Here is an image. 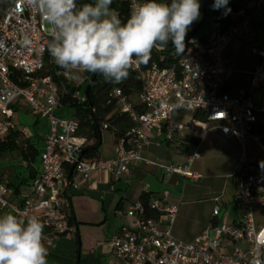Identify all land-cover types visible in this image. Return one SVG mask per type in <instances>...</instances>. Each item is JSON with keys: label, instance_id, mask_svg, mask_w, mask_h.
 <instances>
[{"label": "built area", "instance_id": "built-area-1", "mask_svg": "<svg viewBox=\"0 0 264 264\" xmlns=\"http://www.w3.org/2000/svg\"><path fill=\"white\" fill-rule=\"evenodd\" d=\"M122 1L128 4L129 14L142 2ZM253 1L257 12L264 10V0ZM228 4L241 2L220 1L219 8L232 21L227 28L222 32L220 23L211 17V32L203 36V41L198 38L181 54L176 53L175 65L168 68L153 65L143 71L140 64H133L130 70L142 82L137 97L141 111L120 90H113L109 98L116 101L133 128L116 141L113 159L88 161L79 158L85 140L77 137V122L63 117L66 113L59 104L58 90L52 78L43 75L50 39L47 23L38 11L23 5V0L15 4L0 0V142L17 131L28 137V131L15 125V116L22 106L35 119L46 122L37 175L29 181L26 191L17 193L0 179V212L39 217L49 248L47 258L56 248L55 240L74 231L69 224L71 214L66 210L69 193L80 189L81 183L93 174L126 175L130 164L138 161L154 165L137 152L139 144L147 143L149 135L172 145L187 137L202 140L217 129L223 136L243 142L250 128L258 123V117L264 115V50L251 49L257 64L248 74L249 89L262 91L259 105L248 91L233 97L223 90L235 71L232 63L222 59V53L240 32L246 39L256 35L249 27L245 10L240 7L237 12L231 11ZM25 37L30 43L24 42ZM178 110L191 111L199 117L177 124L172 115ZM103 128L108 127L105 124ZM196 156L195 153L187 158L183 165L161 168L185 180H195L198 176L191 172L190 166ZM214 203L210 227L189 244L175 241L171 235L176 206L164 205L161 198L152 197L149 206L159 215L153 220L144 219L140 203L130 206L127 215L135 218L141 233L126 232L111 240L110 248L118 264H264V161L237 173L233 205L242 215L235 223L217 220L221 209L218 199ZM162 216L164 230L159 229Z\"/></svg>", "mask_w": 264, "mask_h": 264}, {"label": "crops", "instance_id": "crops-1", "mask_svg": "<svg viewBox=\"0 0 264 264\" xmlns=\"http://www.w3.org/2000/svg\"><path fill=\"white\" fill-rule=\"evenodd\" d=\"M240 2V7L245 10V14L249 18V27L255 31L256 35L252 39H246L244 34L240 32L238 38L244 41L251 40L257 45L258 49L264 50V10L257 12L253 0H240ZM240 51V46L235 45L231 53L236 58ZM224 52L222 53V59L232 63L235 74L223 86V90L233 97L244 90L248 91L255 104L259 105L262 91L254 92L248 87V74L257 64L256 56L251 52L254 56L250 58L249 62L244 63V61L240 62L239 59H235L234 64L228 60V54L226 52L224 54ZM20 111L29 114L26 109L18 110L17 114ZM183 112L187 111H175L172 115V121L177 124L189 122L192 113L189 118L183 119L181 117ZM261 118L260 115L258 117L259 124H261ZM35 120L34 118L32 127ZM38 123L29 132L30 138L27 139L36 145H40L41 149L45 128L40 125V121ZM251 136L252 134L249 132L243 142H240L223 136L215 129L201 140L195 152L197 155L195 158H201L204 162L198 164L197 169L204 174H208L213 167L221 168L224 173L211 178H219L223 181L218 190L211 195L208 194L207 201L211 205L208 216L194 218V222L189 224L187 218L190 210L188 208L180 210L178 207L185 197L190 199L196 197L197 187L191 182L198 184L202 179V175L192 170L193 162L190 170L198 177L195 180H188L191 181V184L182 183L183 178L178 175L164 172L162 166L183 165L185 163L180 147L182 140L180 139L181 141L178 140L173 145L167 146L156 136L149 135L147 143L139 144L137 152L142 159L154 163V165L138 161L130 164L129 173L126 175L93 174L87 182L81 183L80 189L69 193L66 210L73 216L76 225L74 224V231L71 234L58 237L55 240L56 248L47 258L48 264H118L110 248V242L116 235H122L126 232L141 233V230L136 226L135 218L128 216L127 211L130 206L139 202L142 194H150L151 198L159 197L162 204L177 207V215L173 224L174 227L172 226L173 229H171V235L178 242L193 243L203 232L208 230L213 222L212 212L215 208V199H218V206L221 204L220 216L222 215L223 222L227 224L235 223L242 215V212L238 211L233 205L237 173L243 169L249 170V166L256 162L252 161L246 166L244 164L247 156L245 145L250 141L249 137ZM253 138L255 139V137ZM114 157L115 147L113 153L106 159H101V161H108ZM241 160L242 165H240ZM25 166L28 171L27 180L29 183L37 175L39 164L37 162L35 165ZM9 190L14 191L11 188ZM164 192L168 193L166 197L162 196ZM164 221L165 217L162 216L160 218V230L165 229L162 225ZM178 223L179 226H177Z\"/></svg>", "mask_w": 264, "mask_h": 264}, {"label": "clouds", "instance_id": "clouds-1", "mask_svg": "<svg viewBox=\"0 0 264 264\" xmlns=\"http://www.w3.org/2000/svg\"><path fill=\"white\" fill-rule=\"evenodd\" d=\"M113 2L23 0V5L38 11L50 26L47 51L58 66L74 76L99 74L115 84L128 78L133 64L147 63L157 46L171 41L181 54L188 31L200 18V0H142L126 21L111 7ZM48 253L39 217L0 214V264H48Z\"/></svg>", "mask_w": 264, "mask_h": 264}, {"label": "trees", "instance_id": "trees-1", "mask_svg": "<svg viewBox=\"0 0 264 264\" xmlns=\"http://www.w3.org/2000/svg\"><path fill=\"white\" fill-rule=\"evenodd\" d=\"M86 2H92V0H78V3L81 4ZM205 2L206 0H200L202 18L196 27H194L193 31L187 33L184 50L190 45V40L194 38L203 23ZM219 3L220 2L215 3V7L213 5L211 17H214L216 21L220 23L221 31L223 32L232 21L219 8ZM111 7L119 13L122 21L127 20L130 14L128 4L126 2H123L122 0H114ZM239 8L240 4H228V9L231 11L237 12ZM234 24L238 25L239 22H235ZM200 40L203 41L204 38L201 37ZM46 60L50 61L48 51L46 54ZM177 61L178 56L175 48L171 41H169L167 46L155 47L152 50L150 59L147 63L140 64V67L143 71L148 70L153 65H156L159 68H168L175 65ZM57 68L61 71L65 70L60 66H57ZM43 75H49L55 86L59 89V104L62 111L65 113L70 111L71 118L77 122V137L85 140L81 156L82 160L101 161L99 148L101 146V132L103 130L113 131L114 141L116 143L117 140L124 138V136L133 128V124L130 122L126 114L120 111L116 101L109 98V94L113 90H120L125 98L132 103L136 109L141 111L137 104V97L142 90V82L137 78L136 73L132 70H129L128 78L119 84L110 83L106 81L102 75L97 74L87 97L85 96V88L90 82L93 73H86L82 100L66 94L61 90L51 64L49 65L48 71H45ZM192 117L198 118L199 116L197 113H194ZM200 118L203 119V116H200ZM38 124V120L36 119L33 127ZM105 124L108 127L107 129L103 128V125ZM250 133L255 137L262 149H264V125L257 123L250 128ZM181 142V153L187 158H190L195 154L201 140L193 137H187ZM167 146H171V144H167ZM18 150L22 161L26 165L33 164L39 155V150H37L36 144L27 138L23 139L19 131L10 134L7 138L0 142V158ZM262 161H264V159L258 160L254 164H260ZM23 182L25 183L28 181L27 179H24ZM7 188L14 189L16 193L19 191L18 187H11L10 185H7ZM150 200V194H142L139 199L138 203H140L143 208V217L144 219H157L159 217L158 212L150 208ZM69 224L70 226H74L75 222L73 216H71Z\"/></svg>", "mask_w": 264, "mask_h": 264}, {"label": "rangeland", "instance_id": "rangeland-1", "mask_svg": "<svg viewBox=\"0 0 264 264\" xmlns=\"http://www.w3.org/2000/svg\"><path fill=\"white\" fill-rule=\"evenodd\" d=\"M222 0H206L204 4V19L203 23L201 24L200 28L198 29L196 35L194 38L190 40V43H193L195 40L200 38L201 36L210 33L212 30V22H211V10L215 3L220 2ZM202 18V9L200 7V18L196 22H194L188 32H192L194 27L200 22ZM46 31L47 34H50V26L46 24ZM238 35L235 37L234 42L229 45L226 49V54H228V60L232 61L235 64V59H239L240 62L244 61L249 62L250 58H252L254 55L251 53V49L253 47H257L256 44H254L251 40H241L238 38ZM235 45L240 46L241 51L240 54L236 55V58L233 56L232 48H234ZM224 52V54H225ZM224 57V55H223ZM53 66V70L55 72V75L58 80V84L61 87V90L69 94L73 97L83 99V90L85 88V79H86V73H78L76 76H74L73 73L68 72L66 70L61 71L57 68V64L50 58V61H45V71L47 72L49 69V65ZM78 77V78H77ZM57 88V87H56ZM58 92L59 89L57 88ZM22 109L24 107L22 106ZM191 111L183 112L181 113V117L183 119L189 118L191 115ZM65 118L71 117V112L67 111V113L63 116ZM261 121L260 123L264 125V115H261ZM34 117L23 112H19L15 116V125L19 130H26V134L29 137H26L24 134H20L23 139L30 138L29 132L32 131V123H33ZM40 125L46 128V122H40ZM253 136V135H252ZM249 137L250 141L246 143L247 148V156L245 157V161L247 163H244L245 166L249 163H252V161L262 160L264 159V149L260 146V144L253 138ZM116 144L114 143V133L113 131H107L103 130L101 132V146L99 148V155L101 159H106V157H109L114 151V147ZM37 150H40V145H36ZM187 159L186 156H183V160ZM38 162V158L33 163L34 165ZM202 162L201 158H194L193 164H192V170L197 171L202 175V179L197 184L195 182H191L185 179H182V183L189 184L190 182L197 187L196 191V197L194 199H190L188 197H185L182 200V203L179 205V209L183 210L188 208L189 211V217L188 223L191 224L194 222V218H199L201 216H208V214L211 211V205L208 203V194L211 195L214 191L218 190L220 185L222 184L223 180H220L219 178H211L222 175L224 171L221 170V168L213 167L210 169V172L208 174H204L201 170L197 169V165ZM204 162V160H203ZM202 162V163H203ZM243 162L241 160L240 165H242ZM26 164L22 161L19 150L16 152H13L11 154L4 155L0 158V179H3L4 182L11 187H18L20 192H24L27 189L28 182H23L24 179H28V171L26 169ZM32 165V164H31ZM250 167V166H249ZM28 181V180H27ZM190 183V184H191ZM12 189V188H11ZM220 209L222 210L221 204H219ZM6 212H0V214H4ZM222 216V215H221ZM221 216L219 217V221H223L221 219ZM177 224V223H176ZM179 226V223L178 225ZM174 227V225H173ZM176 228V225H175ZM174 228V229H175ZM173 229V228H172ZM184 241V240H183Z\"/></svg>", "mask_w": 264, "mask_h": 264}, {"label": "water", "instance_id": "water-1", "mask_svg": "<svg viewBox=\"0 0 264 264\" xmlns=\"http://www.w3.org/2000/svg\"><path fill=\"white\" fill-rule=\"evenodd\" d=\"M96 76H97V74H93V76H92L90 82L88 83V85H87L86 88H85V96H86V97L88 96V93H89V91H90V88H91L92 83H93V81L95 80ZM81 156H82V153L80 154L79 158H81ZM72 172H73V168H72V169L70 170V172H69V175H68V178H69V179L71 178Z\"/></svg>", "mask_w": 264, "mask_h": 264}]
</instances>
